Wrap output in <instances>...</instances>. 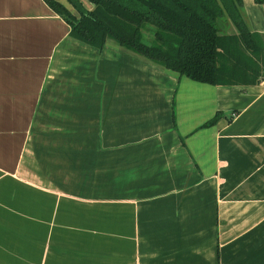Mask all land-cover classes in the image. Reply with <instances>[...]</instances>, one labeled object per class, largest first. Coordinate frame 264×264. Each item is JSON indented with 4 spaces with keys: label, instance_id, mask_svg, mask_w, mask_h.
I'll return each mask as SVG.
<instances>
[{
    "label": "crops",
    "instance_id": "obj_1",
    "mask_svg": "<svg viewBox=\"0 0 264 264\" xmlns=\"http://www.w3.org/2000/svg\"><path fill=\"white\" fill-rule=\"evenodd\" d=\"M0 264H264V69L194 81L0 0Z\"/></svg>",
    "mask_w": 264,
    "mask_h": 264
},
{
    "label": "trees",
    "instance_id": "obj_2",
    "mask_svg": "<svg viewBox=\"0 0 264 264\" xmlns=\"http://www.w3.org/2000/svg\"><path fill=\"white\" fill-rule=\"evenodd\" d=\"M70 35L101 49L107 39L177 76L215 85H252L262 77L264 41L250 31L242 0H45ZM264 4V0H254ZM230 20L236 33L222 31ZM155 27L150 44L142 28ZM219 114L204 125L213 124Z\"/></svg>",
    "mask_w": 264,
    "mask_h": 264
},
{
    "label": "rangeland",
    "instance_id": "obj_3",
    "mask_svg": "<svg viewBox=\"0 0 264 264\" xmlns=\"http://www.w3.org/2000/svg\"><path fill=\"white\" fill-rule=\"evenodd\" d=\"M87 6L89 7L90 5L87 4ZM154 30H155V27L153 25H151V24L144 25L142 28V33H143L142 41L150 44L152 42V39H153Z\"/></svg>",
    "mask_w": 264,
    "mask_h": 264
}]
</instances>
